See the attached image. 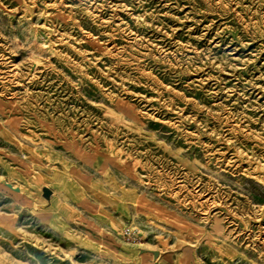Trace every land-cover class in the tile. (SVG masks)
Segmentation results:
<instances>
[{"label":"rangeland","instance_id":"obj_1","mask_svg":"<svg viewBox=\"0 0 264 264\" xmlns=\"http://www.w3.org/2000/svg\"><path fill=\"white\" fill-rule=\"evenodd\" d=\"M0 264H264V0H0Z\"/></svg>","mask_w":264,"mask_h":264}]
</instances>
